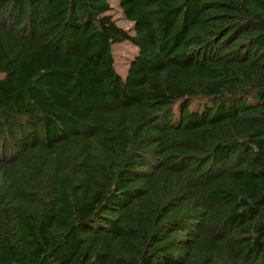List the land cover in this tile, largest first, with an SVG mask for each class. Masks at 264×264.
Returning a JSON list of instances; mask_svg holds the SVG:
<instances>
[{
	"label": "trees",
	"instance_id": "16d2710c",
	"mask_svg": "<svg viewBox=\"0 0 264 264\" xmlns=\"http://www.w3.org/2000/svg\"><path fill=\"white\" fill-rule=\"evenodd\" d=\"M118 1L0 0V264H264V0Z\"/></svg>",
	"mask_w": 264,
	"mask_h": 264
},
{
	"label": "rangeland",
	"instance_id": "374dc122",
	"mask_svg": "<svg viewBox=\"0 0 264 264\" xmlns=\"http://www.w3.org/2000/svg\"><path fill=\"white\" fill-rule=\"evenodd\" d=\"M111 14L116 20L117 24L124 29L133 33L134 24L126 19L124 13L121 10L118 0H110ZM138 52V48L129 41L115 43L113 45V53L115 58L116 70L125 77L131 61L134 59ZM9 63L5 57L0 58V77L4 76L8 71Z\"/></svg>",
	"mask_w": 264,
	"mask_h": 264
}]
</instances>
